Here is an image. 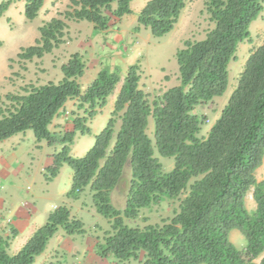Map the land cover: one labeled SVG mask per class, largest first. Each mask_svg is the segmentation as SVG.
Returning <instances> with one entry per match:
<instances>
[{"label":"trees","instance_id":"16d2710c","mask_svg":"<svg viewBox=\"0 0 264 264\" xmlns=\"http://www.w3.org/2000/svg\"><path fill=\"white\" fill-rule=\"evenodd\" d=\"M18 1L3 0L0 19ZM46 1L24 0L25 18L34 21ZM133 1L70 0L61 18L45 22L35 43L20 49L18 61L51 54L65 42L67 21L88 22L96 32H108L111 23L106 12L122 19L132 14ZM188 1L149 0L138 15L135 31L148 30L155 38L170 34ZM205 7L214 26L204 39L188 40L177 51L180 84L151 103L140 87V63L130 65L107 126L83 157H74L72 147L78 135H91L89 123L122 81L117 70L102 66L84 89L81 79L87 62L74 53L62 65L59 82L31 86L22 95L8 94V105L0 107V144L32 131L37 143L61 147L52 155L44 178L53 181L67 165L73 175L66 197L79 200L87 190L91 193L96 212L111 224L95 245V254L102 259L119 264H264V180L256 178L264 160V41L251 51L227 105L205 137L200 134L208 119L196 113L198 107L226 93L229 66L239 46L251 40V27L264 11V0H205ZM72 100L83 115H76L69 129L53 132L55 119ZM157 155L173 159V169L166 172ZM118 188L126 191L124 210L112 201ZM251 189L256 202L253 212L246 206ZM164 197L180 202L162 225L140 228L126 223L137 219L142 210L160 205ZM59 231L67 236L87 233L85 223L62 204L16 254L10 253V247L18 230L13 228L10 237L0 233V264H35ZM233 231L244 236L243 250L231 241Z\"/></svg>","mask_w":264,"mask_h":264},{"label":"rangeland","instance_id":"374dc122","mask_svg":"<svg viewBox=\"0 0 264 264\" xmlns=\"http://www.w3.org/2000/svg\"><path fill=\"white\" fill-rule=\"evenodd\" d=\"M2 1L0 0V3ZM148 1L134 0L131 4L132 14L122 19H117L110 12H106V16L111 23L108 32H96L93 24L88 22L67 21L68 29L64 39L65 42L51 54H47L41 59L35 58L33 61L26 63H21L17 59L20 49L33 45L35 40L39 38V28L52 18H61L71 2L70 0H47L39 16L32 22L25 18L24 0L14 3L12 10L0 19V96L3 99L0 107L8 105L6 100L8 94L22 95L25 94V89L31 86L59 82L63 77L62 65L69 60L72 54L77 52L82 54L87 62V70L81 79L84 89L86 82L93 77L99 66L103 65L109 69L117 70L122 77V81L109 98L107 106L89 123L92 129L91 135H78L72 147L74 157L85 156L93 147L95 137L107 126L111 118L116 97L130 66L129 63L131 65L137 62L140 63L142 68L140 87L147 93L149 101L153 103L165 91L180 84L176 59L177 51L184 48L185 42L188 40L199 41L204 39L207 32L214 26L206 11L205 0H190L178 24L170 34L162 38H155L148 30L141 29L137 32L135 28L137 27L138 15ZM251 33V40L239 46L237 58L229 66V86L226 93L222 97L196 109L199 116H205L208 119L200 137H205L213 124L219 119L238 84V79L244 70L251 51L263 43L264 11L260 18L253 23ZM94 54L98 58L97 64L89 58ZM76 115H83V110L77 108L76 100L69 101L61 116L55 119L51 130L61 132L69 129ZM153 126L154 124L151 121L148 130L151 137L153 136ZM24 138L26 140L23 142L22 151L29 152V156L26 153L24 167L21 168L17 165L14 169L20 173V176L23 175L21 176L23 183L18 188H22L25 193H30V197H20L10 188L11 186L0 183V233L9 237L12 236V229L14 228L13 218L15 216L13 217L14 214L12 213L19 211L20 207L26 206V201L33 203L36 207L39 206L40 211L43 210L42 207H47V204L43 203L42 205L39 199L42 196L41 190L44 189L45 185H48L44 182L46 179H43L45 171L42 173L40 170L43 166L42 163L44 164V161L52 153L59 151L61 148L60 146L48 147L45 142H43L46 145L44 148H38L34 145L35 137L32 131L26 132ZM5 145L4 147L7 148H1L0 158L5 157V155L11 153L10 150L15 148L14 144ZM19 157H23V155L19 153ZM37 157H39L38 160ZM41 157H44L43 162L40 160ZM157 157L160 158L166 172L173 169V159L163 158L159 155ZM124 174H126L127 179L131 175L128 165L124 170ZM72 175V169L67 165L63 166L60 178L56 180L55 184L51 185L52 192L48 204L55 206L65 200V205L71 209L72 215L85 223L87 233L82 236H67L63 231H60L51 243L49 250L46 253L44 252L45 254L39 257L35 264L49 262L56 264H119L112 258L102 259L95 254L96 243L104 239L106 232L111 230V224L96 212L91 193L87 190L79 200L61 196L62 191L68 192L70 190ZM256 178L259 182L264 180V160L262 166L256 172ZM253 191L254 189H251L246 197V206L252 212L256 209ZM11 194L14 196L13 198L10 197ZM126 200L125 189L118 188L114 190L112 201L117 209L124 210ZM179 202V199L164 197L160 205L142 210L137 219H126V223L129 226L140 228L147 225H162L165 220L173 217ZM24 239L25 237L19 240ZM230 239L237 248L241 250L245 248L246 240L240 232H232ZM17 245L16 242L15 246ZM14 252L10 248V253L13 254ZM260 260L261 258L256 261L260 262ZM122 264L142 263L140 261H130Z\"/></svg>","mask_w":264,"mask_h":264},{"label":"crops","instance_id":"0c3cea01","mask_svg":"<svg viewBox=\"0 0 264 264\" xmlns=\"http://www.w3.org/2000/svg\"><path fill=\"white\" fill-rule=\"evenodd\" d=\"M12 8H13V6H11L9 11H11ZM24 8H25V2H24ZM89 58H91L92 62H95L97 64V61H98L97 55L94 54L91 57L89 56ZM129 65H131V64L129 63ZM102 66L98 67V69L94 73L93 77L90 80H88V82H86V85H89L96 78V76H97V74H98V72ZM110 70L113 71L114 69L111 68ZM25 140L26 139L24 138V134H17L15 136H13L12 138H10V139H8V140H6L0 144V150H1V148H3V149L7 148V147H4V146H6L5 144H9V145L14 144V147H15L14 150H10L11 153H8L7 155H5V157L0 158V183L1 184L5 183L6 185L8 184L9 187L11 186L10 188H12L14 190V192H16L20 197H30V195H31L30 193H25L22 188L21 189L18 188V186H21L20 184L23 183L22 177H21L23 175L21 174V176H20V173H18L14 169L15 167H17V165L21 168L24 167V157L27 154L29 156V152L27 153V152L22 151L23 150V142ZM34 145L40 146L41 148H44L46 146L43 144V142L37 143L35 141V138H34ZM19 153L21 155H23V157H19ZM53 154L54 153H52L50 155V157L44 161V164L42 163L43 166H42V169L40 170V172L43 173L47 167L52 165V155ZM43 158L44 157L40 158L41 162H43ZM34 159H36V158H34ZM38 159H39V157H37V160ZM60 176H61V172H60L59 176L51 182H46L44 180L45 184H48V185H45L44 189L41 190L42 196H41V198H39V197L38 198L41 200L42 205H43V203H45V204H47V207H42L43 210L40 211L39 206L36 207L33 203L31 204L30 202L26 201L27 202L26 206H24L23 208L20 207L19 211H14V213H12V214H14L13 217L15 216L13 218L14 219L13 220L14 221V228L17 229L19 232V234L13 240L12 245L10 247L11 250L15 251L13 254H16L18 251H20V249L26 244V242L34 234V232L38 228H40L42 226V224L47 220V218L51 212H53L61 204L66 203L64 200V201L60 202V204L57 203L55 206H52V204H48L49 198H50L49 196H50V193L52 192L51 191L52 190L51 185L55 184L56 180H58L60 178ZM43 179H45L44 176H43ZM71 182H72V179H71ZM66 194H67V191L61 192V196L64 198H66ZM10 197L13 198L14 196L11 194ZM59 232L50 241L48 248L45 251V253L49 250L51 243L58 236ZM233 232H236V231H233ZM23 237H25V239L20 241L19 239H21ZM16 242L18 243L17 246H15ZM45 253H43L42 255H44ZM41 256H39V257H41ZM96 258H98V257L96 256ZM37 259H36V262H37ZM94 260H97V259H94Z\"/></svg>","mask_w":264,"mask_h":264}]
</instances>
